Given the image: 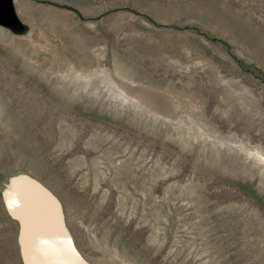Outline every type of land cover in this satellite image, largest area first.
<instances>
[{
    "label": "rangeland",
    "instance_id": "374dc122",
    "mask_svg": "<svg viewBox=\"0 0 264 264\" xmlns=\"http://www.w3.org/2000/svg\"><path fill=\"white\" fill-rule=\"evenodd\" d=\"M15 9L0 23V264H22L33 184L91 264H264V0Z\"/></svg>",
    "mask_w": 264,
    "mask_h": 264
},
{
    "label": "water",
    "instance_id": "95a60500",
    "mask_svg": "<svg viewBox=\"0 0 264 264\" xmlns=\"http://www.w3.org/2000/svg\"><path fill=\"white\" fill-rule=\"evenodd\" d=\"M17 22L15 0H0V23L14 26ZM28 195L31 197L27 200ZM27 197L22 213L15 217L23 224V242L36 246L29 249V260H33L34 264H87L74 247L57 201L50 191L42 185L33 184Z\"/></svg>",
    "mask_w": 264,
    "mask_h": 264
},
{
    "label": "crops",
    "instance_id": "0c3cea01",
    "mask_svg": "<svg viewBox=\"0 0 264 264\" xmlns=\"http://www.w3.org/2000/svg\"><path fill=\"white\" fill-rule=\"evenodd\" d=\"M19 225H20V231H22L23 229V224L22 222L20 221L19 218H16ZM66 228L68 229L66 223L64 222ZM71 237H72V234L70 232V230L68 229ZM22 233V232H21ZM73 240V244H74V247L76 248L78 254L82 257L83 260H85L87 262V264H91L89 263L85 257L81 254V252L77 249V247L75 246V242H74V239L72 238ZM19 248H20V256H21V261H22V264H34L33 260H29L28 256H30V253H29V249L30 248H36L35 245H33L31 247V244H29L27 241L26 242H23V238H22V234H20V241H19Z\"/></svg>",
    "mask_w": 264,
    "mask_h": 264
}]
</instances>
